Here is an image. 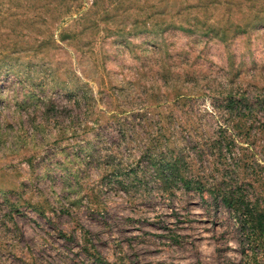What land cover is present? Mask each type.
<instances>
[{"label":"rangeland","instance_id":"1","mask_svg":"<svg viewBox=\"0 0 264 264\" xmlns=\"http://www.w3.org/2000/svg\"><path fill=\"white\" fill-rule=\"evenodd\" d=\"M9 1L1 0L3 18ZM60 2L14 0L20 17L2 29L0 51L13 54L0 68V264H264L209 193L179 190L165 200L145 192L132 201L105 192L91 158L103 142L93 130L81 132L95 125L70 94L87 87L98 98L123 88L136 106L182 94L203 115V135H215L219 123L209 112L218 101L230 93L264 97V19L246 33L236 29L264 14V0H218L204 9H187L198 0H82L79 13L50 30L48 8ZM198 22L228 36L164 30ZM234 144L222 158L193 147L194 161L236 168L241 179L257 178L258 169L264 194L260 142Z\"/></svg>","mask_w":264,"mask_h":264},{"label":"trees","instance_id":"2","mask_svg":"<svg viewBox=\"0 0 264 264\" xmlns=\"http://www.w3.org/2000/svg\"><path fill=\"white\" fill-rule=\"evenodd\" d=\"M60 1L48 8L52 13L48 22L50 30L55 25L63 24L67 16L79 13L83 5L82 0ZM217 4L218 0H198L196 5L187 9H204ZM8 5L5 11L10 12V15L3 18L0 0V40L4 33L2 29L10 27V20L15 19L19 13L16 9L13 11V7H17L14 0H10ZM227 5L234 8L232 2ZM26 12H21V15ZM257 14L252 24L238 25L237 31L246 33L254 22L263 23L262 11ZM144 25L148 26L147 22ZM202 25L200 22L189 23L187 27L170 25L164 30L174 28L194 34L201 30ZM202 30L207 35L217 37L220 34L227 37L229 33L228 30L217 28L215 24H205ZM47 45L43 40L38 47L41 49ZM10 50L0 51V68H9L8 60L13 54ZM125 93L123 88H113L102 90L100 96L95 98L87 87L70 92L76 98V107L87 111L95 125L94 128L86 125L81 132L87 134L93 130L96 133L95 139L103 142V146H99L91 157L98 161L103 171L100 182L102 189L105 192H123L132 201L145 192L165 200L179 190L194 191L201 195L209 193L215 201L222 202L230 210L248 241L252 257L264 260V194L262 190L259 191L261 187L255 185L259 177L263 179L261 171L256 169L259 173L257 178H236V168L228 170L230 168L222 163L212 167L206 162L198 165L192 152L193 147H196L205 154V148L211 147L217 151L216 156L222 158L227 150L231 151L235 139L241 142L258 140L264 151V97L228 94L224 100L215 104V111L209 112L219 123L218 132L215 135L206 132L204 136L199 118L203 115L196 116L188 109L191 97L178 94L171 102V94L165 92L161 95V101L158 102L160 95L153 98L156 104L146 101L144 105L136 106V102L125 98ZM162 107L164 109L158 110ZM228 131L231 133L229 136ZM135 139L138 142L133 144ZM82 141L91 146L90 140ZM33 209L44 215L41 206Z\"/></svg>","mask_w":264,"mask_h":264}]
</instances>
